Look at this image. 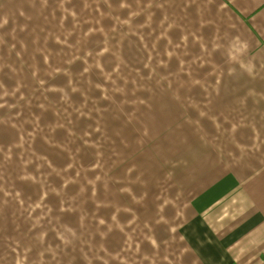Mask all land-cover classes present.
Returning <instances> with one entry per match:
<instances>
[{
	"label": "crops",
	"instance_id": "1",
	"mask_svg": "<svg viewBox=\"0 0 264 264\" xmlns=\"http://www.w3.org/2000/svg\"><path fill=\"white\" fill-rule=\"evenodd\" d=\"M57 1L62 15L73 12L111 31L112 26L126 25L122 35L128 42L122 52L128 59L137 52L144 60L125 61L153 69L154 86L172 83L159 80L163 70L189 76L180 84L206 86L207 104L198 112L184 103L193 91L180 96L161 91V100L169 101L173 112L155 113L174 124L164 126L157 141L147 136L148 145H153L149 154L157 151V157L144 155L135 163L147 177L164 178L175 188L173 237L180 264H264V0H0V110L8 82L25 94L38 87L35 70L57 68L48 58H54V38L68 35L72 28L63 16L62 22L52 18ZM140 20L141 31L136 30ZM93 35L111 36V51H118L119 29ZM241 43L247 45L243 52L237 51ZM50 74L41 77L49 80ZM25 109L19 105L14 112ZM0 134L6 131L0 128ZM1 140V148L10 142L6 135H0ZM48 152L47 147L41 151L47 159ZM28 190H10L9 205L0 199V264H70L69 254L65 258L63 252H52L48 260L47 248L41 253L28 246L32 236L26 232L32 227L24 222L22 204L37 196V190ZM123 212L120 209L117 219L104 227L126 241L118 244L102 236L103 245L132 243V232L119 230L120 223L130 222ZM94 220L97 227L100 221L96 216ZM165 229L149 225L140 233L145 243L160 246L159 252L143 250L144 259L165 264L159 256L165 254ZM93 234L98 236L96 229ZM119 253L127 252L111 255Z\"/></svg>",
	"mask_w": 264,
	"mask_h": 264
},
{
	"label": "rangeland",
	"instance_id": "2",
	"mask_svg": "<svg viewBox=\"0 0 264 264\" xmlns=\"http://www.w3.org/2000/svg\"><path fill=\"white\" fill-rule=\"evenodd\" d=\"M61 6V2L55 3L52 18L55 22L63 20L72 28L68 35L54 38V58H48L57 68L35 70L40 76L38 87L23 90L25 94L20 86L9 82L3 90L6 99L5 104L1 100L0 128L6 134L0 135H6L10 142L5 148L0 147V199L9 205L13 198L10 190H37V196L24 199V222H30L32 227L26 232L32 236L28 246L41 253L47 248L48 260L52 252H63L65 258L69 254L70 264H157L144 259L143 250L159 252L160 246L145 243L140 233L149 225H161L166 228L167 245H161L165 254L159 256L165 264H180L181 253L173 237L175 188L164 178L147 177L148 172L144 175L135 163L144 155L157 157V151L149 154L153 145H148L147 136L157 141L160 130L174 124L155 113L173 112L170 102L161 100V91L166 96L193 91L187 95L191 101L184 103L193 108L192 112H198L207 104L206 86L194 89V85L180 84L189 76L163 70L159 80L172 83H160V90L151 83L155 77L153 69L143 63L131 66L125 61L144 60L137 52L131 53L129 59L122 52L128 42L127 36L122 35L126 34V25L112 26L111 31L110 27L82 20L73 12L62 15ZM140 22L136 30L141 31ZM118 29L117 52L111 51V36L93 35ZM48 74L49 80L41 77ZM19 105L26 108L24 112H14ZM46 147L48 159L41 153ZM57 194L64 197H55ZM45 202L48 205L43 207ZM130 202H134L133 207ZM120 209L125 210L124 219L128 214L130 222L120 223L119 230L123 234L132 232V243L105 246L102 236L118 244L126 241L112 234L113 228L104 227L117 219ZM95 216L100 221L97 227L92 223ZM95 229L100 240L93 234ZM116 251L127 253L111 255Z\"/></svg>",
	"mask_w": 264,
	"mask_h": 264
},
{
	"label": "clouds",
	"instance_id": "3",
	"mask_svg": "<svg viewBox=\"0 0 264 264\" xmlns=\"http://www.w3.org/2000/svg\"><path fill=\"white\" fill-rule=\"evenodd\" d=\"M246 49H247V45L241 43V44H240V47L237 49V51H239V52H243V51H245ZM249 70H250V69H249Z\"/></svg>",
	"mask_w": 264,
	"mask_h": 264
}]
</instances>
